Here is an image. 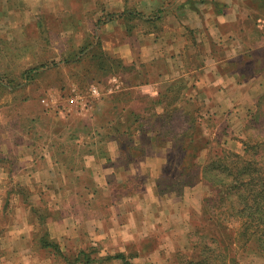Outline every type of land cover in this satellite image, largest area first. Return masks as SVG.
Masks as SVG:
<instances>
[{"label":"rangeland","instance_id":"obj_1","mask_svg":"<svg viewBox=\"0 0 264 264\" xmlns=\"http://www.w3.org/2000/svg\"><path fill=\"white\" fill-rule=\"evenodd\" d=\"M156 1L0 0V150L13 151L14 147H11L14 142L20 147H27V143L34 142L39 147L43 146L46 155L52 154L72 168L79 167L82 158L93 153L103 161L107 157L114 158L116 146L105 139L117 134L112 127L115 121H111L113 124L110 126L106 124L109 119L115 120L116 115L115 112L103 113L106 106L100 100L118 96L123 101L126 92L102 96L117 86L119 89L123 87L120 81H110L106 75H125L128 76L123 81L125 84H139L142 79L136 76L138 73L142 75L146 67L142 68L139 58L133 62V70L121 66L117 61L121 53L110 48V43L106 41L116 40L118 45H122L126 41L125 32L117 28L110 35V26L107 30H99V26L107 20L105 15L117 3V8L122 6L138 15L133 16L131 21L125 18L123 25L132 22L137 29L144 25L159 34L158 25L163 19L159 16L161 9L155 14L152 11L150 16H146V13L150 8L159 6L167 9L173 0H162L159 6H155L158 5ZM81 9H87L83 18L91 33L81 30ZM97 15H100L98 23L94 21ZM93 27L96 29L92 30ZM128 36L130 38V34ZM136 37L138 35L134 33L133 38ZM118 48L125 53L124 48ZM151 67H155L153 73L157 69L165 71L167 68L165 60ZM117 68L119 71H113ZM153 73L150 72V75ZM153 80H156L155 75L150 77V81ZM193 83L189 75L164 81L161 87L164 92L161 109L153 110L158 105L149 102V112L144 114V118L140 115L144 123L142 131L138 132L139 127L135 126L134 131H128V134L137 137L156 123L160 140H152L149 145L143 143L139 148L120 149L124 155H130L132 150L134 158L142 155L149 158L138 161L144 176L124 180L122 175L119 181L115 177L111 180L110 191H104V187L100 192L94 191L93 177L85 171L81 178L54 176L52 184H63L64 190L57 195L53 193L51 199L48 195H41L44 192L40 191L38 185L32 193L28 188L19 186V178L12 171L16 164L13 152L7 161L0 160V166L5 170L3 183L6 189L3 187L0 193V203L3 204V212L0 213L1 232H7L3 227L11 223L13 217L20 215L22 202L33 203L32 216L40 222L35 230V239L30 244L36 251L37 262L33 264H139L142 259L145 261L143 264H154L155 261L161 263L163 259H166L165 264H181L182 257L192 255L199 237L203 198L213 194L210 187L200 181V175L198 181L190 186L184 185L176 176L171 177V174L162 176L171 141L180 139L188 126L182 112L189 113L196 120L203 137L200 142L202 146L195 153V173L199 174L207 162L217 157V152L228 150L242 154L244 142L253 146L259 140L264 141V99L261 100L264 93L249 109L231 111L228 115L213 119L208 114L205 100L198 97V104H195L190 98ZM94 86L100 89V94L99 91L97 94L92 92ZM175 93L181 98L177 104L173 99ZM73 97L77 103L70 105L68 99ZM42 99L47 104L42 103ZM171 103V107L176 104L183 111L169 122L167 118L170 114L164 108ZM97 107L104 110L98 118L95 116L99 110L93 112V108ZM156 113L165 114L162 121L151 117V114ZM94 133L99 134V137L93 136V140L81 137ZM34 151L38 155L41 153L38 149ZM117 163L121 164L119 170L125 171L127 164L120 160ZM151 183H155L159 199L156 194L152 195V187L149 189ZM78 187L81 188L80 192L75 190ZM53 200L60 205L58 208L51 205ZM117 203L125 206L116 210L111 208L110 205ZM125 212L131 217L129 226L123 228L120 222L111 224L110 218L114 214L120 217ZM65 215L71 218L69 227L79 229L74 232L75 236L79 232L80 236H71L64 241L51 239L47 224L42 222L46 218ZM93 218L99 220L94 222ZM208 230L204 229V233ZM43 239L58 249L69 248V253L63 256L54 252L53 246L44 248ZM1 241L4 242H0V264L13 263V258L4 255L6 240ZM155 249L160 250V259L159 254L158 257L149 256V252ZM120 251L126 261L111 258L122 254ZM236 259V264H264V257L259 256L252 247L238 250Z\"/></svg>","mask_w":264,"mask_h":264},{"label":"crops","instance_id":"obj_2","mask_svg":"<svg viewBox=\"0 0 264 264\" xmlns=\"http://www.w3.org/2000/svg\"><path fill=\"white\" fill-rule=\"evenodd\" d=\"M173 1L169 8L163 9L159 6L163 1L157 0L156 4L158 5L155 6L159 7H156V9L150 8L146 13V16H150L152 11L155 14L159 8L161 9L159 16H161L160 19L162 17L163 19L162 23L160 22L158 25L159 34L152 32L148 26L144 27L143 25L140 29H137L132 22L123 25L125 18L131 21L133 16L138 15L133 11L125 10L122 6L117 8V3L116 7H112L111 10H113L105 15L107 20L99 26V30H107L110 26L111 29L108 30L110 35L116 32L117 28H122L120 31L125 32L126 41L122 45H118L116 40H113V42L106 41V43H110V48L112 47L116 52L121 53V56L117 58L121 66L133 70V62L139 58L142 68L146 67L142 75L138 73L136 76L142 79L139 84H125L123 81L128 77L125 75H106L110 81H120L123 87L119 89L120 87L117 86L118 88L106 91L102 96H115L112 94L126 92V97L124 95L123 101H120L118 112L122 119L129 118L131 120L129 125L131 130L134 126L137 128L139 126L144 127L140 115L144 118V114L149 112L150 99L160 97L161 87L167 79L175 80L189 75L191 80L194 81L193 86H191L190 98L195 101V104H198L196 101L198 97L205 100L208 114L213 119L219 115H228L231 111L249 109L264 93V0ZM86 13L87 9L83 11L81 9V30L91 33V29L84 20L85 17L83 18ZM97 16L94 21L98 23L100 15ZM142 16L144 17V15ZM93 29L95 30L96 27H93ZM134 33L138 37L133 38ZM128 34H130V38ZM118 46L124 48L125 53L119 50ZM160 60H165L167 68L165 71L164 69H157L153 73L155 67L151 66H154ZM115 70L119 71L118 68L113 69V71ZM150 72L156 76V80L150 81L152 76ZM137 85L139 86L137 87ZM96 90L98 92L100 89L97 87ZM256 92H258V95H255ZM98 94H100V91ZM100 101L103 103L102 105H109L107 99ZM160 109L161 106L158 105L153 110ZM97 110L99 112L95 116L96 118L100 117L104 111L102 108H93V112ZM112 124L113 122H110L107 126ZM157 125L155 123V126ZM155 126L137 137H134V134H128L124 128L121 131L122 133L107 136L105 140L116 146L114 158L109 157V159L107 157L106 161H103L99 159L96 153L89 154L86 155L87 157L82 158L85 165L82 162L77 168L68 167L65 162L56 159L52 154L46 155L43 146L39 147L34 142L27 143L28 148L20 147L15 142L12 143L11 148L14 147L13 151L0 150V160L7 161L13 156L11 155L13 152L16 156V164L15 170L12 171L13 175L15 174L19 178V186L28 188V191L32 193L38 185L41 188L40 191L44 192L41 195H48L51 199H53V193H61L64 190L63 184H52L54 176L57 178L59 176L81 178L85 171L93 177L94 191L100 192L102 187H104V191H110L111 180L115 177H118L117 181H119L122 179V175L124 180L144 176L142 169L138 167V161L149 160V158H145L143 155L138 158L128 154L124 155L120 149L125 147L126 143L130 144L131 149L139 148L143 143L149 145L158 134V131H156L158 129ZM93 136L99 137V134L94 133L92 136L82 135L81 137L84 140H93ZM79 142L81 146V140ZM34 149H38L41 152L40 155L35 153ZM117 160L124 161L127 164L125 171L121 172L119 170L121 164L117 163ZM106 162H109V164H106ZM123 172L124 174H122ZM118 174L121 176L119 177ZM3 175H5V170L0 166V193L3 191V187L6 190ZM151 187L153 189L152 195L156 194L158 196L155 183L149 184V189ZM75 190L80 192L81 188L78 187ZM22 203L20 215L13 217L12 222L3 227L7 232H1L0 222V233H3L0 235V242L3 244L4 241L1 240H6L4 255L9 259L13 258V263L8 262V264H25L28 262L33 264L37 262L35 248H32L30 244L35 239V230L40 222L32 216L33 203ZM51 205L57 208L60 206L54 200ZM110 206L116 210L118 207L125 206V204L117 203V205ZM2 208L3 204L0 203V213L3 212ZM130 218L127 212L120 215V217L114 214L113 218H110V222L112 225L120 222L121 227L126 228L127 225L131 224ZM70 219L69 215L59 218L50 217L44 219L42 223L47 224L51 239L64 241L70 239L71 236L72 238L80 236V232L76 236L74 234L79 229L75 230L69 227ZM98 220L93 218L94 222ZM99 233L101 232L99 231ZM60 252L61 254L57 253L64 256L69 253V248L62 247ZM154 255L160 259V250L156 251L155 249L149 252V256ZM143 260H139V264H143L145 262ZM165 261L166 259L161 260V263L155 261L154 264H165Z\"/></svg>","mask_w":264,"mask_h":264},{"label":"trees","instance_id":"obj_3","mask_svg":"<svg viewBox=\"0 0 264 264\" xmlns=\"http://www.w3.org/2000/svg\"><path fill=\"white\" fill-rule=\"evenodd\" d=\"M163 94L164 92H161L158 99H150V102L160 105ZM261 97V100L264 99V95ZM173 99L177 104L181 98L177 97L175 93ZM107 102L110 105H106V107L110 108L106 110L105 107V111L110 113L114 110L116 115L115 123L112 126L114 132L122 133L123 128L128 132L131 129L129 126L131 120L129 118L122 119L118 112L121 103L118 96L107 98ZM176 104L171 107V103L164 108V111L168 115L170 114L167 118L169 122L183 111L177 108ZM164 115L156 113L151 114V117L162 121ZM182 115L187 118L188 126L186 131L181 133L180 139L176 138L171 141L167 164L162 176L171 174V177L176 176L181 182L183 181L184 185L190 186L198 181V175H200V181L205 182L213 194L203 198L199 237L192 249V255L179 258L180 263L236 264L237 251L250 247L259 256L264 257V155H261L264 154V141L259 140L253 146L244 142L242 154L228 150L217 152V157L207 162L198 174L195 173L194 160L195 153L202 146L200 142L203 137L198 130L196 120L189 113L182 112ZM111 121L107 120V124H110ZM152 126L154 125H151L147 131L151 130ZM140 128L141 126H139ZM139 129L138 132H141L142 128ZM159 138L158 134L154 140ZM123 148H130V144L126 143ZM258 152L260 155L255 156L254 154ZM129 154L134 156L132 150ZM159 192L161 193L160 190ZM203 228L209 230L204 233ZM42 246L44 248L53 246L61 254L56 245L45 239L42 240ZM111 258L126 261L124 254H117ZM126 264L131 263L126 262Z\"/></svg>","mask_w":264,"mask_h":264},{"label":"built area","instance_id":"obj_4","mask_svg":"<svg viewBox=\"0 0 264 264\" xmlns=\"http://www.w3.org/2000/svg\"><path fill=\"white\" fill-rule=\"evenodd\" d=\"M92 92L94 94H97L98 93L97 90H96V88H94V87L92 88ZM41 102L47 104L45 99H42ZM68 103L70 105H75L77 103V99L74 98V97L73 98H70V99H68Z\"/></svg>","mask_w":264,"mask_h":264}]
</instances>
